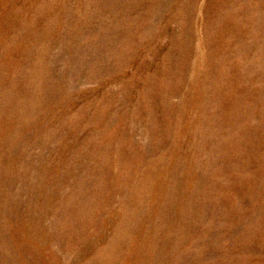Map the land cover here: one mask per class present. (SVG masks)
<instances>
[{
  "label": "rangeland",
  "instance_id": "rangeland-1",
  "mask_svg": "<svg viewBox=\"0 0 264 264\" xmlns=\"http://www.w3.org/2000/svg\"><path fill=\"white\" fill-rule=\"evenodd\" d=\"M0 264H264V0H0Z\"/></svg>",
  "mask_w": 264,
  "mask_h": 264
}]
</instances>
